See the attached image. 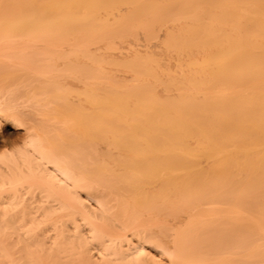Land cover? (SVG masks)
Wrapping results in <instances>:
<instances>
[{
	"label": "bare ground",
	"instance_id": "bare-ground-1",
	"mask_svg": "<svg viewBox=\"0 0 264 264\" xmlns=\"http://www.w3.org/2000/svg\"><path fill=\"white\" fill-rule=\"evenodd\" d=\"M5 123L0 264H264V0H0Z\"/></svg>",
	"mask_w": 264,
	"mask_h": 264
},
{
	"label": "rangeland",
	"instance_id": "rangeland-1",
	"mask_svg": "<svg viewBox=\"0 0 264 264\" xmlns=\"http://www.w3.org/2000/svg\"><path fill=\"white\" fill-rule=\"evenodd\" d=\"M123 6V7H122ZM126 5H121V7H120V9H122L123 11L126 9V7H125ZM103 12V11H102ZM101 12V13H102ZM116 12H117V9H116ZM115 12V13H116ZM103 15H104V13H103ZM112 16H109V18L112 20V18H111ZM109 19V20H110ZM178 21V20H177ZM177 21H169L168 23H167V25L166 24H164V25H161L162 26V28H161V26H159L158 28H157V30L155 31V35L153 36L152 35V37H154V38H152L150 35H147L146 33H144L143 31H141L140 30V32L138 31V33L136 34V36L133 38V37H131V36H129L128 38H126L125 40L124 39H120V38H118V40H117V38H112V40L110 41V42H97V43H95V45L96 46H98L100 49H101V53L103 54L104 53V56H105V58L107 57L108 59H120L121 58V60L123 61L124 59H126V58H132L131 56H134L135 54L134 53H136L135 51H136V49H137V52H139L140 54L142 53V55H145V54H151L152 56H154L155 57V55H156V58L158 59V61L161 63V65H163V66H161L163 69H165V71L167 70H169L170 69V72L172 71V72H179V71H181V68H182V72H185V71H187L188 70V68H187V66H186V58H184L183 57V55L182 56H178V54L176 55V52H174V51H171L170 49H167V47L166 46H164L163 44H165V43H163V42H165L164 40L166 39V34L168 33V32H170V31H172L173 29H175L176 27H178V26H180L181 25V23H179V21L177 22ZM184 22V21H183ZM169 24H170V26H169ZM171 29V30H170ZM166 30L168 31V32H166ZM143 33V34H142ZM166 33V34H165ZM142 34V35H141ZM145 35V36H144ZM141 37V38H140ZM147 37V38H146ZM158 37V39H156V38ZM131 38V39H130ZM135 39H138V40H135ZM114 40V41H113ZM135 40V41H134ZM113 41V42H112ZM125 43H124V42ZM137 42V43H136ZM105 43H107V44H105ZM117 43V44H116ZM122 43V44H121ZM140 43V44H139ZM114 46H113V45ZM130 44V45H129ZM135 44V45H134ZM160 44H162V45H160ZM131 45H133V46H131ZM94 46V45H93ZM135 46H137V47H135ZM164 46V47H163ZM113 47V48H112ZM166 47V48H165ZM107 48V49H106ZM122 49V50H119V49ZM133 48V49H132ZM124 49H126V50H124ZM129 49V50H128ZM132 49V50H131ZM140 49V50H139ZM147 49V50H146ZM112 52H111V51ZM109 51V52H108ZM142 51V52H141ZM149 51V52H148ZM128 52V53H127ZM133 54H132V53ZM165 52H166V54H165ZM138 53V54H139ZM147 54V55H148ZM154 54V55H153ZM172 55V56H171ZM111 56V57H110ZM115 56V58H113V57ZM125 56H127V57H125ZM176 56H178V57H176ZM185 56V55H184ZM182 57V58H181ZM106 58V59H107ZM122 58H124V59H122ZM171 58V59H170ZM177 58H181L180 59V61L181 60H183V61H181V63H179V61H178V59ZM184 58V59H183ZM117 59V60H118ZM119 61V60H118ZM168 61V62H167ZM171 62V63H170ZM176 62V63H175ZM183 62V63H182ZM178 63L180 64V65H178ZM164 64H165V66H164ZM177 64V65H176ZM183 65H185L184 67H181V66H183ZM178 66V67H177ZM166 67V68H165ZM167 67H168V69H167ZM172 67V68H171ZM109 68H110V70H109ZM175 70H174V69ZM107 69L109 70V72L110 71H113V72H111V73H115L114 75L115 76H120L121 78H123V79H128V80H130L131 78H132V73H130L127 69H125V68H123V67H121L120 68V66L118 67V66H116L115 67V65L113 66V65H111V64H109V65H107ZM112 69V70H111ZM171 69H173V70H171ZM176 69H180L179 71L178 70H176ZM186 69V70H185ZM116 70H117V72H116ZM119 72V73H118ZM182 72H179V73H182ZM117 76V77H118ZM123 76V77H122ZM160 88H157L158 90H159V92H161L162 94H163V92H162V90H163V88L161 87V86H159ZM162 89V90H161ZM3 127H0V142H1V144H3V143H6L7 145H8V143H16V142H19V140H20V138L24 135L23 133L25 132L24 130L25 129H23V127L22 128H15V127H11V126H9L8 125V123H5L4 125H2ZM4 140V141H3ZM16 141V142H15ZM8 142V143H7ZM4 149V148H3ZM92 204L94 205V206H96V203L94 202H92ZM112 204H114V203H112ZM176 213V212H175ZM174 214V213H173ZM172 214V218H170V216H168L169 218H167L168 219V222H170V224H172V226H173V228H175V227H177L179 224L181 225V223H183L184 222V224H185V221H187L188 220V214H187V212H186V214H185V212H183V211H177V213H176V215L174 216ZM174 217V218H173ZM159 218H160V216H159ZM160 219H162V218H160ZM183 225V224H182ZM181 225V226H182ZM177 228H179V226L177 227ZM153 252V251H152ZM163 259H165V257H163Z\"/></svg>",
	"mask_w": 264,
	"mask_h": 264
}]
</instances>
